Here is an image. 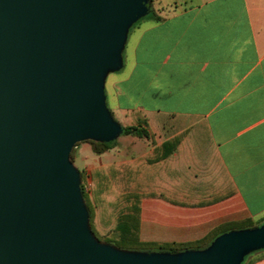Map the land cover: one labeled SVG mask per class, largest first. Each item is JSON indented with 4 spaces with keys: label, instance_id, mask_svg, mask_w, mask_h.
<instances>
[{
    "label": "crops",
    "instance_id": "1",
    "mask_svg": "<svg viewBox=\"0 0 264 264\" xmlns=\"http://www.w3.org/2000/svg\"><path fill=\"white\" fill-rule=\"evenodd\" d=\"M146 8L101 85L121 133L77 169L79 180L84 173L90 200L91 172L127 173L143 252H203L264 220V0H149ZM142 122L147 138L122 134ZM119 195L114 181L111 200Z\"/></svg>",
    "mask_w": 264,
    "mask_h": 264
},
{
    "label": "water",
    "instance_id": "2",
    "mask_svg": "<svg viewBox=\"0 0 264 264\" xmlns=\"http://www.w3.org/2000/svg\"><path fill=\"white\" fill-rule=\"evenodd\" d=\"M146 4L0 0V264H240L264 248V226L179 255L89 246L69 157L82 140L121 133L101 85Z\"/></svg>",
    "mask_w": 264,
    "mask_h": 264
},
{
    "label": "trees",
    "instance_id": "3",
    "mask_svg": "<svg viewBox=\"0 0 264 264\" xmlns=\"http://www.w3.org/2000/svg\"><path fill=\"white\" fill-rule=\"evenodd\" d=\"M146 124H138L137 126H131L123 128V135H133L139 139L147 138ZM87 144L90 145L93 153L102 154L107 150H110L115 141L111 142H93L88 141ZM73 150V149H72ZM72 152V151H71ZM71 159V153L70 157ZM91 187V197L90 200L84 196L87 202V210L89 216L93 217V214L99 212V223L103 224L106 228L112 227L110 231V241L111 245H114L120 249L133 250V251H143V244H140L137 240L138 231V197L127 194V173H120L119 180H117V171L112 167L105 170H95L90 173ZM115 181V186L124 195L116 196L115 200L109 199L111 196L112 185ZM119 181V184H117ZM264 223L262 220L257 226ZM191 247V245H186L182 247H170V246H160V250H169L171 252L180 251ZM244 258L242 264H251L252 261L246 262Z\"/></svg>",
    "mask_w": 264,
    "mask_h": 264
},
{
    "label": "rangeland",
    "instance_id": "4",
    "mask_svg": "<svg viewBox=\"0 0 264 264\" xmlns=\"http://www.w3.org/2000/svg\"><path fill=\"white\" fill-rule=\"evenodd\" d=\"M146 2L148 4L149 0H146ZM145 16L139 17L137 19V21L139 19H143ZM137 21H135V22H137ZM135 22H133L126 29V36H127L129 29H131V27L133 26V24ZM116 75H117V73L110 74L106 79L107 95L109 94V84L116 78ZM88 141H92V140L86 139V140L80 141L79 143H77L75 145L74 149L71 152L70 166L74 171H76L79 179H80L81 175L79 174L78 170L81 171L85 165H87L88 163H92L91 162L92 158H96L95 154L90 149V146L87 144ZM82 176H83V180H82V182H83L84 178H85L84 173L82 174ZM82 182L80 183V180H79L78 188L80 190V195L76 196V204H77V207H79V209H82V211L85 213V219L83 220L82 227H83V231H84V233L88 239L90 248L94 252H97L98 248H104L106 251L109 248H114L115 250H119V251H123V252L125 251V252H131V253L148 254V253H145L143 251H133V250L120 249L114 245H111L108 242V241H110V238H111L109 230H111L112 227L106 228L105 226H103V224L100 225V223H99V212L96 213L95 215L93 214V217L89 216V212L87 210V202L84 198V196H86V198L88 199V197H87L88 187L87 186L85 187V189H86V192H85L83 186L81 185V184H83ZM80 186H82L83 189H81ZM83 194H84V196H83ZM109 199H111V197ZM262 226H264V223L260 226H255V227L251 228L250 230L252 231L256 228L260 229ZM94 245L98 246V248H96ZM245 254L242 256V261L240 262V264L243 263L244 258L247 257L248 255H249V257L246 259V262H250V261H253L257 258L264 256V248L259 249V250H255V251L248 253L246 255ZM148 255H151V253ZM158 262L169 264V260H159Z\"/></svg>",
    "mask_w": 264,
    "mask_h": 264
}]
</instances>
